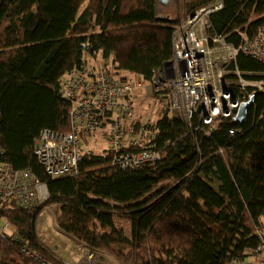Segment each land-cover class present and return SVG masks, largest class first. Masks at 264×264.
<instances>
[{
    "label": "trees",
    "instance_id": "trees-1",
    "mask_svg": "<svg viewBox=\"0 0 264 264\" xmlns=\"http://www.w3.org/2000/svg\"><path fill=\"white\" fill-rule=\"evenodd\" d=\"M217 3L210 37L240 47L264 30V0H175L163 14L157 0H0V162L31 172L49 193L39 206H0V220L13 227L0 231V264H66L37 231L52 207L59 208L56 230L96 264L253 259L264 224L263 93L254 95L242 124L218 119L212 126L198 116L187 123L167 97L153 96L162 114L133 118L130 127L156 135L137 147L126 140L122 150L159 154L139 167L123 169L107 149L86 154L75 175L51 178L34 155L43 130L70 131L72 104L61 88L72 72L99 61L113 79L132 81L130 75L148 85L173 57L180 24ZM228 67L264 73L260 61L241 53ZM115 218L131 223L130 238Z\"/></svg>",
    "mask_w": 264,
    "mask_h": 264
},
{
    "label": "built area",
    "instance_id": "built-area-1",
    "mask_svg": "<svg viewBox=\"0 0 264 264\" xmlns=\"http://www.w3.org/2000/svg\"><path fill=\"white\" fill-rule=\"evenodd\" d=\"M221 8L220 3L202 8L180 24L173 37V57L148 85L113 79L99 61L66 77L61 95L72 104L70 131L45 129L35 142L34 155L45 173L51 178L75 175L83 157L94 152L103 130L108 132L109 152L123 169L159 160V154L147 150L122 151L127 147L126 140L128 146L137 147L148 135H156L145 126L130 127L139 90L167 97L171 109L182 113L187 123L198 116L206 126H212L218 119L234 120L242 104L256 93L264 94V73H243L228 67L239 53L264 65V30L240 47L226 44L224 37H210L209 17ZM210 40L214 46L221 44L224 50L223 67L218 71ZM48 198L47 186L31 172L15 171L0 162V206L34 207ZM7 229L5 226L3 232ZM256 235L259 245L251 251L254 263L236 260L234 264H264V224ZM24 251L30 258L38 259L31 251Z\"/></svg>",
    "mask_w": 264,
    "mask_h": 264
},
{
    "label": "rangeland",
    "instance_id": "rangeland-1",
    "mask_svg": "<svg viewBox=\"0 0 264 264\" xmlns=\"http://www.w3.org/2000/svg\"><path fill=\"white\" fill-rule=\"evenodd\" d=\"M174 6H175L174 4H170L168 8H170L171 10V8H173ZM164 9L165 8L160 9V12H162V10ZM167 10L168 9H166V11ZM213 48L216 52V56L214 60L217 63L216 70L218 71L221 70L223 67V61L221 60V58L224 56V50L221 44H217L213 46ZM93 63L95 62L90 61V64ZM127 76L130 79H132L131 82H133V80L136 81L134 77L130 75ZM153 96L154 95L151 96L150 94L146 93L144 89L138 91V96L136 100L137 109L134 117L135 120L146 119V120L154 121L157 117H159L160 112L162 114V103L158 98H154ZM103 132L106 133V136L105 133ZM107 135L108 132L106 130L101 131V133L99 134V142L94 147L95 153H101L108 149V143L106 138ZM205 178L212 185L216 186V183L213 182V180L210 179V177L206 176ZM58 216H59L58 207H52L51 211H45L42 213L37 225V231L40 237L51 248V250H53L57 254V256L60 259L65 261L66 264H96L97 261L96 257H93V255L91 257L85 255L86 250L83 251V249L77 246L76 244L74 249L71 247L69 248V250H67V248L65 249L68 256H66L65 254L66 252L62 251L60 253L58 252V250L54 248L58 246L61 247L62 245H64V243H62L63 241L66 242L69 240V238L66 235H62V233L57 231L55 228V221ZM114 222H115V227L117 229L122 230L127 237L129 238L131 237V223L128 220L115 218ZM5 226H7L8 228L7 229L8 233H11L13 231V227L10 224H8L4 219L0 220V231H2ZM250 261L254 263L253 259Z\"/></svg>",
    "mask_w": 264,
    "mask_h": 264
},
{
    "label": "water",
    "instance_id": "water-1",
    "mask_svg": "<svg viewBox=\"0 0 264 264\" xmlns=\"http://www.w3.org/2000/svg\"><path fill=\"white\" fill-rule=\"evenodd\" d=\"M160 7L165 8L168 7L170 4H173L175 0H157ZM254 95L251 97V99L247 102L241 105L239 108L236 117L234 118V122L242 124L247 117V112L251 105L253 104Z\"/></svg>",
    "mask_w": 264,
    "mask_h": 264
},
{
    "label": "crops",
    "instance_id": "crops-1",
    "mask_svg": "<svg viewBox=\"0 0 264 264\" xmlns=\"http://www.w3.org/2000/svg\"><path fill=\"white\" fill-rule=\"evenodd\" d=\"M162 14H163V11L161 12ZM63 241V240H62ZM62 243H64V245H62L61 247L60 246H58V247H54L56 250H58V252H62V251H64V252H66L65 251V249L67 248V250H69V248L71 247V248H73L74 249V247H75V243L71 240V239H69L68 241H66V242H62ZM77 245V244H76ZM78 246V245H77ZM83 249V248H82ZM83 251H85V249H83ZM81 253H84V252H81ZM66 254V256H68L67 255V252L65 253ZM89 254V252L88 251H85V255H88Z\"/></svg>",
    "mask_w": 264,
    "mask_h": 264
}]
</instances>
